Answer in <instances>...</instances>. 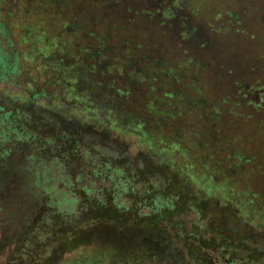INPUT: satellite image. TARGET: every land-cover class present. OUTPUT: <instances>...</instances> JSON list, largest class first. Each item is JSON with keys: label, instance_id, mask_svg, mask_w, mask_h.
I'll use <instances>...</instances> for the list:
<instances>
[{"label": "rangeland", "instance_id": "obj_1", "mask_svg": "<svg viewBox=\"0 0 264 264\" xmlns=\"http://www.w3.org/2000/svg\"><path fill=\"white\" fill-rule=\"evenodd\" d=\"M183 1V7L176 11V17L183 16L187 20V27L190 30L196 29L187 38L185 33L182 34V38L187 41L185 44H179V37L173 32L163 33L166 26L154 24L143 29V33L149 32L147 40L156 43L153 49H150L151 45L143 46L128 58L126 53L121 54L125 57L119 54L121 61L119 58L114 60L118 54H112V51L106 56L114 65L118 64L110 68L116 80L119 72L123 75L129 72L127 78L132 81L137 76L134 72L136 66L133 64L129 68L127 62L131 65L133 59H139L142 69L147 66L150 54L155 57L165 54L173 59L179 56V61L190 58L187 66L176 70L175 74H183L189 84L192 81L195 87L190 93L200 95L202 105L193 110H180L181 117L175 120L172 130L184 121L182 126L188 129L185 130L188 134L180 140V149L175 150L158 146L150 138V128L147 124L143 125L139 118L133 120L131 117L132 121H136L135 126H121L114 119L118 117V121H128L121 120L123 118L114 112L96 111L93 108L101 106L90 102L92 97L99 96V87L94 86V81L106 79L111 82L113 77L110 74L103 75L104 72L95 74V77L85 73L83 62L90 67V57H76V65L68 68L67 62L64 70L65 73L69 69L79 71L75 76V86L79 94L88 93L85 96L87 99H80L72 93L69 98L62 97L61 87L57 85L45 88L55 99L32 102L26 98L32 88L21 78L30 73L29 81L37 78L41 88L44 85L42 76L46 78V73L51 74L50 70H44L39 65V56L24 55L33 43L32 39L21 36L23 32L32 34V29L26 30L25 27H33L37 34L43 28L46 35H56L61 40L69 37L65 34L63 38L65 28L62 21H66L67 17H76L77 26L80 22L83 28L78 26L69 38L74 50H77V45L81 48L90 42L85 37L86 26L81 22L82 17L97 21V8L105 3L104 10L109 15L108 19L121 21V14L129 17L131 8H140L141 0L125 2L124 9L113 5L112 0H0V29L3 28L10 39V43L3 39L0 43L4 49L15 54L13 56L18 59L17 68L21 71L19 79L13 84L10 80L0 83L2 101L19 114L28 115L33 131L37 132L36 127H39L42 138L49 139L52 132L66 134L68 141H77L79 152L96 148L115 158L111 166L106 168L91 149L88 155L68 158L63 162L55 161L54 156L49 154L41 155V160H27L28 149L18 153V158H14L10 165L13 188L8 190V194L4 191L5 196H1L4 203L0 210V263L12 251V243L27 222L34 198L42 191L45 183L48 181L56 187L57 200H61L69 194L68 183H74L78 177L75 189L99 191L105 187L112 191L120 187L116 204H123L126 209L134 206L135 213L139 215H148L151 211L147 200L149 197L142 200L146 193H156L172 182L179 186L189 203L182 214L172 219L175 223H181L187 231L193 233L200 231L197 227L201 225L215 223L247 241L253 250L252 253L244 247L239 248L241 245L236 242L228 253H210L216 260L214 264H264V0ZM173 12L164 16L173 19ZM149 27L152 28L149 30ZM125 32H110L107 43L121 45ZM140 35L143 39V34ZM197 40H200V45L205 41L206 47L198 49ZM63 58L65 60L66 57ZM163 80L168 79L164 76ZM182 84L184 82L179 83ZM176 86V83L169 86L170 91ZM133 88L132 101L138 100L136 91L140 98H145L144 89L141 92L138 85ZM114 100L111 97L104 102ZM119 103L122 105L118 107L120 110L128 109L139 115L144 113L143 106ZM170 108L164 105L161 107L173 110ZM153 119L157 121L155 128H166L164 117L153 115ZM163 138L165 144L169 145L167 141L171 139L168 132ZM39 162L41 164L38 166ZM94 170L98 172L91 173ZM201 171L210 174L209 177L202 175ZM219 180L225 181L219 183ZM62 181L67 185L62 186ZM227 182L231 187L225 184ZM16 186L18 188L14 189ZM3 187L6 188V182L0 181V188ZM98 191L90 192L89 196L100 195ZM252 194H256L258 200H252ZM140 201L143 203L139 204ZM162 209L159 207V211ZM128 219L116 220L119 226L115 221L89 225V245L78 248L85 264H197L196 258L179 252L176 236L172 243H168L164 237L168 233L182 234L179 226L172 231L143 229L133 224L136 216ZM139 245L146 246L147 252L130 250L139 249Z\"/></svg>", "mask_w": 264, "mask_h": 264}, {"label": "trees", "instance_id": "obj_2", "mask_svg": "<svg viewBox=\"0 0 264 264\" xmlns=\"http://www.w3.org/2000/svg\"><path fill=\"white\" fill-rule=\"evenodd\" d=\"M112 1L113 5L116 7L120 6L121 9H124L125 2L129 0ZM141 1L142 3L139 9L131 8L129 17L121 14V21L119 19H108L109 15L104 10L105 3L100 4L97 8V11H99L97 21L94 18L89 20L88 18L85 19L82 17L81 22L86 26L84 31L87 34L83 35L89 38L90 42L84 44L81 48L77 45V50H74L69 38L72 33H75L78 26L83 28L80 22L77 26L76 20L78 19L76 17L72 19L67 17L66 21H62L64 23L63 28H65L63 38L65 34H68L69 37L61 40L59 36L55 35L52 37L46 35L43 28L41 29V33L37 34L33 30V27H25L26 30L32 29V34H24L23 32L21 36L32 39L33 43L30 45V50L25 52L24 55L39 56V65L44 70H50L51 74L46 73V78L42 76L44 85L41 88L39 87L37 78L30 79L29 81L30 73L22 75L21 78L32 88L26 96L27 100L32 102H38V100L51 101V99H55L54 96H50V93L45 88L50 86L54 88L57 85L61 87L62 97L69 98L70 93H72L78 95L80 99H84L88 93L79 94L75 86V82L77 81L75 76L79 71L69 69L68 73H65L64 70L67 62L69 65L68 68L71 65L73 67L76 65V62H74L76 57H79V59L82 57H90V60H92L90 67L88 63L82 61L85 67V73H89V75L95 77V74L104 72L103 75L110 74L113 77L111 82L106 79L94 81V86L99 87V96L92 97L90 102L94 104L99 103L101 106L99 108L97 106L93 108L96 111L100 109L101 111L114 112L117 116L123 118L121 120L128 121V123H124L125 121H118V117L114 119L121 126L128 124L135 126L136 121H132L131 117L132 119L135 118V120L139 118L140 120H138L143 125L147 124L150 128V138H153L158 146L165 148L172 147L176 150L179 148L180 140L186 138L188 134L185 131L188 129L182 126L184 121L178 122L179 125H176L175 129L172 130L176 122L175 120L181 117L180 114L182 112L180 110L184 111V109L186 110L188 108L193 110L196 106L202 105L201 96L190 93L195 87L192 81H189L191 83L189 84L186 82L183 74H175L176 70L187 66L186 63H188L190 58L187 61H179V56L173 59L168 58L165 54L158 57L150 54L147 57L149 59L147 66L142 69L139 65V59H133L131 65L129 61L127 62V66L130 68L134 64L136 66L134 72L141 78L135 76V80L132 81L127 78V75H130L129 72H126L125 75L119 72V77L116 80L115 73L110 68H115L118 64L114 65L112 60L109 57L106 58V56L109 55V51H112V54H118L114 60L119 58V61H121L120 56H126L128 58L129 55H133L134 52H137L136 50L141 49L143 46L151 45L150 49H153V44L156 43L147 40L148 31L143 33V29L146 26H153L154 24L156 26L158 24L163 27L166 26L167 28L163 29V33L167 31L173 32L177 35V38L179 37V44H185L187 42L185 38L192 35V31L196 29L190 30L187 27V20L183 19V16L179 15L176 17L178 14L176 11L183 7V0ZM166 3L167 5L164 6ZM172 11H174L172 13L174 18L167 19L164 15ZM151 28L149 27V30ZM124 31L127 32L124 33L125 37L121 45L113 46V44L109 45L107 43L110 32L119 33ZM183 33H185V38H182ZM127 34L128 36H126ZM140 34H143V39ZM8 36L9 34L1 28L0 40L3 39V41H9L10 43ZM197 42L198 49H201L203 46L206 47L205 41L201 45L199 44L200 40H197ZM151 51L153 52V50ZM122 53H126L125 56L121 55ZM13 54L9 49H4L2 43H0V83L10 80V83L13 84L19 79L18 74L21 71L17 68L18 59ZM62 56L66 57L65 60ZM95 65H98L99 68H96ZM164 76L168 80H163ZM26 79L28 80L26 81ZM181 82H184V84L179 85ZM175 83L177 85L176 88L170 91L171 87L169 86ZM134 85L140 86L141 92L142 89L145 90V95H143L145 98H140V95L136 91L135 96L138 100L132 101V92L134 93L135 89L133 88ZM183 88L187 89V91ZM106 91L111 93L107 94ZM111 97L115 98L114 102H104V100H109ZM119 102H128L131 106H143L144 113L139 115L137 112H130L128 109L120 110L118 108L121 105ZM132 102L136 103L132 104ZM6 104L0 96V181L6 182V188H0V210H2L1 205L4 203L1 200V196H5L4 191L8 194V190L13 188L12 183L14 180L10 174L12 171L10 165L14 162V158H18V153L28 149L30 151L28 152L29 155L25 158L27 160H34L36 158L37 160H41V155L49 154L54 156L55 161L63 162L68 158L73 159L88 155L91 149L88 148L83 153L79 152L80 148L77 141H68L65 137L67 136L66 134L52 132L49 139L42 138V135L38 131L39 127H36L37 132L33 131V127H31L32 123H30L28 115L19 114L17 110L9 108ZM162 105L171 107L170 109L173 110L161 109ZM150 109L154 110V112H151ZM128 113H132L133 115L129 116ZM152 114L156 117H164L166 128L163 127L161 129L160 126L155 128L154 125L157 121L153 119ZM167 132L171 139V141H167L169 145L165 144V138H163ZM91 150L96 153L97 158L106 168L108 166L110 167L115 160L113 156L105 155L96 148ZM116 158L118 159V157ZM40 164L39 162L38 166ZM96 172L98 171L94 170L91 173L96 174ZM201 174L207 177L210 175L204 171H201ZM77 181H79L78 177L74 183L69 182V185L65 181L60 183L62 186L67 185L70 187L68 196L63 197L61 200H57L58 192L56 187L48 183V181L45 183L42 191H39L34 198L32 212L26 219L27 222L23 225L18 238L12 243V251L6 255L7 257L0 264H85L84 257L82 258V253L78 248L89 245V225L115 221L119 226L120 223L116 222V220H129L128 217L130 216L137 217L136 221L133 222L137 226L136 228L161 229L162 231H169L170 229L172 231L179 226L182 234L172 235L168 233L164 237L167 238L166 241L168 243H172V239L174 240L176 236V246H178L179 252L191 258H196L197 264H214L216 260L210 253H217L218 251L228 253L232 251L236 242L241 245L239 248L244 247L253 253L247 241L241 240L233 232L220 228L215 223H207L206 225L197 227L200 231L196 233L187 231L181 223H175L172 219L182 214L189 206V203L187 202L185 194L179 189V186L172 182L168 183L166 188L162 187L156 193L149 194L147 192L142 200L145 201V198L149 197L147 200L150 202V214L139 215L135 213L136 208L134 206L131 209H126V207L122 206L123 204H116L115 201L117 200L116 198L118 197L120 187H116L112 191L105 187L99 191H90L85 188L75 189L74 187ZM224 181L219 180V183H224ZM225 184L231 187L229 182ZM17 188L18 186L14 189ZM97 191L101 194L95 197L89 196L90 192L96 193ZM251 196L252 200H258L256 194H252ZM141 203L143 202L140 201L139 204ZM65 206H68L70 209ZM159 207L163 209L159 211ZM1 247L2 241L0 239ZM130 250L132 252H138V250L147 252L146 246L143 247V245H139V249L133 248ZM104 252L107 254L105 250ZM114 252H117V250H114ZM64 254L67 255L63 257ZM118 260H121V258H118ZM217 262L219 263L220 261ZM120 263L123 264L122 262Z\"/></svg>", "mask_w": 264, "mask_h": 264}]
</instances>
